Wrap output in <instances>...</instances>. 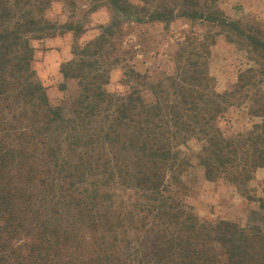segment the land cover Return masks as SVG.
<instances>
[{"label": "trees", "instance_id": "trees-1", "mask_svg": "<svg viewBox=\"0 0 264 264\" xmlns=\"http://www.w3.org/2000/svg\"><path fill=\"white\" fill-rule=\"evenodd\" d=\"M51 2L0 0V264H264L262 229L200 217L185 203L180 177L190 140L203 143L196 164L210 180L224 177L245 191L264 167V20L233 19L222 0H94L92 11L117 14L61 64L80 86L68 119L33 67L32 42L83 30L49 20ZM177 18L206 32L192 37V59L181 64L177 53L175 74L155 86V100H144L136 84L108 91V66L121 59L104 61L106 45L122 22ZM219 35L251 62L224 92L209 72ZM124 74L146 79L132 68ZM248 99L260 121L226 136L218 120ZM119 188L137 198L119 201Z\"/></svg>", "mask_w": 264, "mask_h": 264}, {"label": "rangeland", "instance_id": "rangeland-1", "mask_svg": "<svg viewBox=\"0 0 264 264\" xmlns=\"http://www.w3.org/2000/svg\"><path fill=\"white\" fill-rule=\"evenodd\" d=\"M93 4L94 0H52L46 17L58 24L73 22L82 26L83 31L76 35L73 31L59 33L62 29H58L55 35L32 42L35 45L33 67L47 87L50 101L59 104L68 119L76 117L80 86L76 77L63 76L61 64L75 58L74 44L83 45L96 38L101 34V25L109 23L117 14L109 6L92 11ZM231 4L233 11L228 16L233 19L264 20V15L256 17V13H245L237 0L221 2L224 11L225 8L230 9ZM205 32L206 27L199 21L192 22L186 18H177L168 24L161 21L139 24L124 20L106 45L108 54L104 61L121 60L108 66L109 82L105 88L110 92L125 93L130 85L136 84L144 100L154 101L157 96L155 86L166 83V78L175 74L177 53H183L181 64H185L187 58L192 59V37L202 38ZM210 50L209 72L214 77V86L219 92L230 90L238 80L240 70L251 62L244 50L226 41L223 35L216 37ZM129 68L146 75V83L126 76L124 72ZM260 88L264 94V79ZM250 103L248 99L231 106L218 120L226 136L244 132L260 121V118L249 114ZM202 144L190 140L189 148H184L190 155V165L180 175L185 184V203L202 218L257 225L264 232V208L260 206V200L264 199V167L255 171L245 191L224 177L210 180L206 178L203 167L196 164L195 154ZM114 196L127 202L137 198L133 191L124 188L115 190Z\"/></svg>", "mask_w": 264, "mask_h": 264}, {"label": "crops", "instance_id": "crops-1", "mask_svg": "<svg viewBox=\"0 0 264 264\" xmlns=\"http://www.w3.org/2000/svg\"><path fill=\"white\" fill-rule=\"evenodd\" d=\"M236 1V0H235ZM238 4L242 5L244 12L256 13V17H263L264 15V0H237ZM232 4L230 9L225 8L226 14L231 15L233 9Z\"/></svg>", "mask_w": 264, "mask_h": 264}]
</instances>
